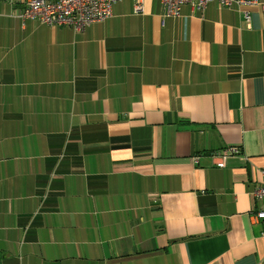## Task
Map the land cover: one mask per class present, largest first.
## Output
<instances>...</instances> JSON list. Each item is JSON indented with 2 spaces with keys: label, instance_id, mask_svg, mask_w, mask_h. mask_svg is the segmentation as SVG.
Segmentation results:
<instances>
[{
  "label": "crops",
  "instance_id": "0c3cea01",
  "mask_svg": "<svg viewBox=\"0 0 264 264\" xmlns=\"http://www.w3.org/2000/svg\"><path fill=\"white\" fill-rule=\"evenodd\" d=\"M27 1L0 0V264H264V0L84 31Z\"/></svg>",
  "mask_w": 264,
  "mask_h": 264
},
{
  "label": "built area",
  "instance_id": "2783aa9c",
  "mask_svg": "<svg viewBox=\"0 0 264 264\" xmlns=\"http://www.w3.org/2000/svg\"><path fill=\"white\" fill-rule=\"evenodd\" d=\"M13 2L15 0H4ZM123 0H29L19 13L23 20H37L49 26H72L84 31L90 24L110 18L113 6ZM165 17H180L182 7L190 4L193 8L203 11L209 3L218 2L224 7L237 6L247 24L251 22V9L259 5V0H160ZM135 13L144 14L143 0H137ZM239 146H229L216 153V165L223 168L230 156L240 154ZM197 159V158H196ZM262 183L253 192V196L264 204V168L261 169ZM255 218L264 223V207L259 209Z\"/></svg>",
  "mask_w": 264,
  "mask_h": 264
}]
</instances>
